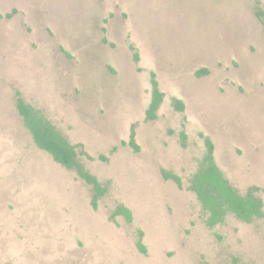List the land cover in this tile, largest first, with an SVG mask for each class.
<instances>
[{
    "label": "rangeland",
    "instance_id": "rangeland-1",
    "mask_svg": "<svg viewBox=\"0 0 264 264\" xmlns=\"http://www.w3.org/2000/svg\"><path fill=\"white\" fill-rule=\"evenodd\" d=\"M17 92L77 146L96 207L34 144ZM205 138L264 202V0H0V264H264V218L208 227L189 189Z\"/></svg>",
    "mask_w": 264,
    "mask_h": 264
},
{
    "label": "trees",
    "instance_id": "trees-1",
    "mask_svg": "<svg viewBox=\"0 0 264 264\" xmlns=\"http://www.w3.org/2000/svg\"><path fill=\"white\" fill-rule=\"evenodd\" d=\"M150 84L151 98L145 114L147 120L156 118V112L163 101V93L159 89L158 81L153 72L151 73ZM173 102L178 110H183L184 105L180 100L175 99ZM16 109L34 144L48 153L55 162L66 168L74 169L81 179L91 185L93 189L92 206L96 207V201L104 194L105 187L93 174L86 171L78 163L77 146L69 143L56 126L39 109L27 103L19 92H17ZM134 135L132 130L129 143L135 150H138ZM204 144L205 152L197 170L191 176L189 189L195 194L207 214L206 225L214 227L224 222L229 214L235 215L239 220L246 223H250L254 219L264 218L263 199L255 193L259 188L252 186L245 193H240L216 164L212 141L205 138ZM163 176L173 179L178 186L181 185L179 176L170 172H163ZM115 214H123L127 221H131V211L123 206L116 208ZM137 248L141 253H145L141 233L137 241Z\"/></svg>",
    "mask_w": 264,
    "mask_h": 264
}]
</instances>
